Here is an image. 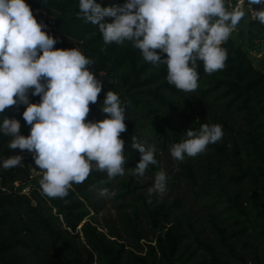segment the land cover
<instances>
[{
  "label": "trees",
  "instance_id": "obj_1",
  "mask_svg": "<svg viewBox=\"0 0 264 264\" xmlns=\"http://www.w3.org/2000/svg\"><path fill=\"white\" fill-rule=\"evenodd\" d=\"M27 2L38 22L60 34L53 35L58 40L55 48L77 47L94 61L89 67L103 90L90 104L86 120L104 118L100 105L107 91L118 93L126 105V131L120 134L125 141V173L110 180L106 172L93 169L63 198L44 195L39 182L24 194L14 183L28 182L32 168L41 170L31 152L9 148L11 137L0 134V159L22 157L13 168L0 167V264H230L228 257L238 264H264V69L254 64L249 52L230 36L223 44L225 67L208 74L198 62V87L185 92L167 82L166 65L144 61L131 42L105 44L98 26L83 18L79 0ZM97 2L107 7L124 0ZM247 34L249 46L256 48L264 42V25L252 18ZM39 100L31 96L32 102ZM24 110L25 106H12L0 113V120L19 119L20 133L27 136L31 126L23 119ZM205 123L221 125L222 140L178 162L189 179L187 185L207 202L209 222L225 256L203 238L196 218L177 216L173 206H180L179 199L168 205L138 192L139 178L132 174L141 158L131 147L133 140L168 150L181 141L187 126L198 130ZM157 169L150 164L145 173ZM92 184L109 192L119 185L116 197L131 196V202L120 204L122 221L145 253L122 241L118 230L105 232L86 220L95 204ZM128 207H133L130 213ZM218 212L227 213L225 218L232 221L223 224ZM148 233L153 240L142 244ZM189 236L194 241H184ZM201 249L205 253L197 255Z\"/></svg>",
  "mask_w": 264,
  "mask_h": 264
},
{
  "label": "clouds",
  "instance_id": "obj_2",
  "mask_svg": "<svg viewBox=\"0 0 264 264\" xmlns=\"http://www.w3.org/2000/svg\"><path fill=\"white\" fill-rule=\"evenodd\" d=\"M246 2L260 5L252 16L264 25V0ZM79 9L87 22L98 26L105 44L131 42L144 61L166 65L167 82L185 92L198 87V62L208 74L225 67L223 44L244 16L238 6L229 11L226 0H124L107 7L97 0H79ZM46 27L27 0H0V113L25 106L22 116L31 126L30 134L22 135L19 119L2 116L0 134L11 137L9 148L33 154L43 173L42 193L63 198L93 169L106 172L110 180L124 175L125 141L120 134L126 131V105L118 93L107 91L100 105L104 118L86 120L90 104L103 90L89 67L94 61L77 47L55 48L58 40ZM31 96H39V102H32ZM184 133L170 146L171 156L179 161L204 152L223 135L221 125L207 123ZM131 147L141 154L132 174L143 177L150 164L158 163L156 149L136 140ZM21 158L0 159V167L13 168ZM166 185L167 174L160 170L149 196L162 195ZM99 194L109 192L102 189Z\"/></svg>",
  "mask_w": 264,
  "mask_h": 264
},
{
  "label": "rangeland",
  "instance_id": "obj_3",
  "mask_svg": "<svg viewBox=\"0 0 264 264\" xmlns=\"http://www.w3.org/2000/svg\"><path fill=\"white\" fill-rule=\"evenodd\" d=\"M241 2L244 6V16L230 36L235 39L238 45L249 52V55L256 66L264 69V42L258 43L256 48H251L248 42L247 31L249 21L253 18V6L248 5L246 0H241ZM231 3L232 0H226V7L229 11L235 7V5H232ZM40 12L44 14L47 13V11L45 10H41ZM45 30L51 35L60 36L58 32L49 27H46ZM188 129H190V126H187V130ZM152 142L153 141H149L150 144ZM227 146L229 148L231 144L227 143ZM155 149V158L158 162L156 165L158 169L152 171L151 173H145L143 177H138L140 188L137 189V191L143 193L146 196H149L148 189L153 186L155 174L158 171L163 170L167 174L166 191L162 195L156 193L152 196L155 197L158 201L165 202L168 205H172L176 199H179L181 202L180 206L176 208L175 206H173L177 216L182 220L186 219L187 217L196 218L198 220V226L202 230L203 238L206 241L212 243V245L216 246L225 256L224 252L219 247L216 234L212 231L211 224L209 222L211 210L205 207V205H207V202H205L203 198L197 197L195 192L192 190V187L190 185H187V181L189 179L182 173V169L179 165L178 160L174 159L171 156L170 149L163 150L158 146ZM42 175L43 173L39 172V170L32 168L30 170V180L28 182L16 181L14 183L15 188L17 190H20L24 194H30L33 189L32 187L34 186V184H36V182L38 183L40 181ZM198 175L201 176V173H198ZM197 186L200 187L199 185ZM120 188L121 187L119 185H116L112 192L108 191L109 195L101 196L99 194L100 191L106 188L96 184L90 185V189L93 191L92 199L94 200L95 204L94 207H90V215L87 216L86 220L91 219L92 223L95 222L94 224H96L105 232H109L110 229H113L114 231L118 230L122 235V241H125L130 247H133L135 251L139 253H145L146 249H141L140 246L133 242V238H131L125 232L124 223L121 216L120 204H123L127 201L131 202L132 198L129 195L125 196L124 198L116 197ZM125 209L130 213L133 210V207H128ZM218 215L225 225L232 221V219L228 220L225 218L227 213H219ZM144 225L146 226L145 222ZM151 240H153L152 235L151 233H148L147 238L142 239L141 243L145 244L147 242H150ZM184 241L194 240L189 236ZM201 253H205V251L201 249L199 250L197 255H200ZM228 260L230 264H238L237 261L232 258L228 257Z\"/></svg>",
  "mask_w": 264,
  "mask_h": 264
},
{
  "label": "built area",
  "instance_id": "obj_4",
  "mask_svg": "<svg viewBox=\"0 0 264 264\" xmlns=\"http://www.w3.org/2000/svg\"><path fill=\"white\" fill-rule=\"evenodd\" d=\"M232 5H235V7H240L241 8V10L243 11V5H242V2H241V0H232V3H231ZM35 12H39L38 10H36ZM254 18V17H253ZM39 172H41L42 173V171H39Z\"/></svg>",
  "mask_w": 264,
  "mask_h": 264
}]
</instances>
